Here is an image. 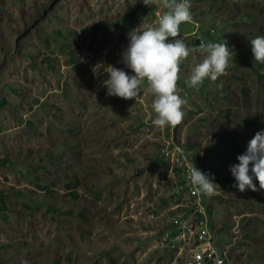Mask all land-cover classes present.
<instances>
[{"label": "rangeland", "instance_id": "1", "mask_svg": "<svg viewBox=\"0 0 264 264\" xmlns=\"http://www.w3.org/2000/svg\"><path fill=\"white\" fill-rule=\"evenodd\" d=\"M189 3L180 38L225 40L235 56L195 88L185 80L200 56L182 61L184 118L160 129L146 82L136 101L106 95L104 81L109 65L133 74L128 35L156 26L162 0H0V264H187L191 253L159 247L186 212L161 155L174 144L219 186L205 196L222 254L264 264V190L240 192L229 170L264 131V63L250 44L264 36V0Z\"/></svg>", "mask_w": 264, "mask_h": 264}, {"label": "clouds", "instance_id": "2", "mask_svg": "<svg viewBox=\"0 0 264 264\" xmlns=\"http://www.w3.org/2000/svg\"><path fill=\"white\" fill-rule=\"evenodd\" d=\"M151 0H142L149 6ZM162 7L168 9L156 21V26L142 22L129 35V44L122 53V63L133 73L114 66L105 67L108 79L104 81L106 95L124 100L137 99L141 95L142 82L147 83V91L154 97L151 105L155 118L151 123L157 128L175 127L184 118L183 106L186 100L177 92L180 63L190 55L200 56L185 80L188 87H198L205 79L215 82L226 75L230 60L235 56L227 41L222 43L201 42L199 47L190 48L180 38L182 23L192 19L189 0H162ZM251 52L255 62L264 63V36L250 40ZM130 110V109H129ZM239 163L230 166V172L236 181L233 187L240 192L264 190V131L257 132L248 142L246 153L237 157ZM250 165L252 166L250 169ZM251 171V175L249 172ZM259 183V189L253 179ZM188 179L196 191L207 196L216 194L214 178L191 165Z\"/></svg>", "mask_w": 264, "mask_h": 264}, {"label": "built area", "instance_id": "3", "mask_svg": "<svg viewBox=\"0 0 264 264\" xmlns=\"http://www.w3.org/2000/svg\"><path fill=\"white\" fill-rule=\"evenodd\" d=\"M161 155L163 162L170 167L173 193L179 200H184L186 212L173 221L170 229L161 233L159 247L174 256L176 254V260L184 252L191 253L187 264H230L218 247L210 227L206 196L196 191L188 179L189 166L201 169L180 145L164 147Z\"/></svg>", "mask_w": 264, "mask_h": 264}, {"label": "crops", "instance_id": "4", "mask_svg": "<svg viewBox=\"0 0 264 264\" xmlns=\"http://www.w3.org/2000/svg\"><path fill=\"white\" fill-rule=\"evenodd\" d=\"M163 140H165L166 138H165V133L162 135V137H161ZM161 139V140H162Z\"/></svg>", "mask_w": 264, "mask_h": 264}, {"label": "bare ground", "instance_id": "5", "mask_svg": "<svg viewBox=\"0 0 264 264\" xmlns=\"http://www.w3.org/2000/svg\"><path fill=\"white\" fill-rule=\"evenodd\" d=\"M184 204V203H183Z\"/></svg>", "mask_w": 264, "mask_h": 264}]
</instances>
